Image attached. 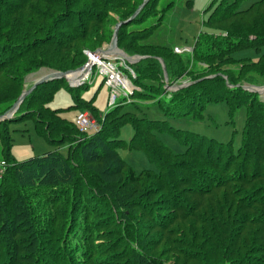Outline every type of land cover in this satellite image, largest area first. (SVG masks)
<instances>
[{"label": "trees", "instance_id": "16d2710c", "mask_svg": "<svg viewBox=\"0 0 264 264\" xmlns=\"http://www.w3.org/2000/svg\"><path fill=\"white\" fill-rule=\"evenodd\" d=\"M215 1L205 31L218 30L219 22L232 25L214 36L201 32L189 53L147 42L173 5L158 10V0L119 27L117 46L141 56L125 63L134 77L122 68L136 87L130 104L153 100L166 114L196 119L208 103L225 101L230 115L244 106L240 147L234 151L231 142L172 130L185 146L173 154L154 134L163 123L123 110L122 101L99 116L79 97L85 84L74 87L76 93L66 87L76 112L87 109L100 130L80 133L74 120L46 106L65 79L39 84L12 118L0 121L6 163L0 174V264H264V101L241 87L264 76V0L246 9L239 8L240 0ZM141 2L0 0V115L16 101L26 77L81 66L83 50L109 43V26L127 20ZM212 38L217 49L202 56L200 42ZM159 59L168 85L191 84L165 89ZM25 117L34 118L38 133L56 150L16 162L8 127ZM126 123L133 129L127 145L119 138ZM123 146L143 152L155 169L134 171L118 152ZM40 187L45 191L38 197L47 199L42 220L31 199L37 195L27 193ZM89 227L90 234H99L100 251L85 237ZM7 234L20 235L11 241ZM103 252L108 254L97 257Z\"/></svg>", "mask_w": 264, "mask_h": 264}, {"label": "rangeland", "instance_id": "374dc122", "mask_svg": "<svg viewBox=\"0 0 264 264\" xmlns=\"http://www.w3.org/2000/svg\"><path fill=\"white\" fill-rule=\"evenodd\" d=\"M256 1L258 0H240L238 5L240 9H246L251 3ZM169 2H172L173 5L164 11L161 24L147 39L148 43L169 46L171 48L177 47L179 49L190 48L189 50L191 51L195 39L201 32L212 33L214 36L222 33L224 31L223 29L226 30V28L232 25L231 21L229 24H226L227 22H219L215 25L218 30L205 31V23L210 13L217 5V1L215 0H158V10L166 7ZM110 15L112 16L113 14L110 13ZM151 23H153V21H151ZM109 29L112 30L113 25H110ZM218 42L219 41L214 38H212L211 41L202 39L199 46V50L202 49L204 51L202 56L209 53L211 54L216 50ZM107 45L108 42H105L100 48L106 47ZM83 55L86 58V63L87 56L84 53ZM85 63L82 64V70L84 69ZM199 66L198 69L201 70L203 62L199 63ZM238 66L239 65L237 64H233L231 65V68H236ZM82 70L74 73H80L81 75ZM47 72L48 70L42 69L30 74V76L26 77L23 89L31 86L36 79ZM74 73L70 75L72 76ZM189 77L191 78L192 75H189ZM263 79V75L257 74L255 78H253V82L250 84L244 83V85H261L264 82ZM94 81L93 85L85 84L84 88L79 89V97L83 101L92 103L97 108V112H99L98 115L104 116L107 111L113 109L115 106L109 108L107 105L109 90L105 84L101 83L102 76L97 75ZM66 86H69V83L65 79L63 83L60 82L59 87L46 103V106L51 110H58L60 118L73 122L77 109L74 108L72 92L69 91ZM76 89L77 88H74V93L77 92ZM121 99L123 102L121 105L123 106V110L131 111L138 117H145L160 124L163 123V125H158L154 134L173 154L183 153L185 146L179 139L174 137L171 132L172 130L194 133L209 139H214L220 143L231 142L234 151L240 147L242 129L246 120V108L244 106L235 108L230 115L229 106L225 101L208 103L202 112V117L196 119L192 115L174 116L166 114L159 104L152 103L153 100H137V104H130L134 101L133 99H130L128 102L124 100L123 97ZM259 99L264 101V94L259 95ZM83 110H86L88 114L93 117L92 113L87 109ZM13 115L14 114H12L11 117H13ZM8 133L10 137V154L16 161H24L28 157L39 155L47 150L50 151V148L52 147V145L48 144L47 140L38 133V130L35 127L34 118L25 117L12 121L9 124ZM132 135L133 129L130 124L126 123L120 127L119 138L126 145L129 143ZM118 152L122 159L136 172H140L143 169H155V166L148 161L146 155L141 151H131L127 149L126 146H123L118 148ZM27 189L29 195H37L31 199L34 205L39 208L36 215L42 220V217L40 218L39 215L42 216L45 214V204L47 199H41L38 195H42L45 190L41 187L32 190L30 188ZM92 229V227L86 229L87 232L85 237L92 240L93 244L91 243L90 246L95 245L100 251L99 234H90ZM19 235L20 234L8 236L7 234V239L8 237H11V241H14ZM74 244L75 243L72 245ZM89 254L92 255V258L96 257L93 252H89ZM104 254H108V252H103L101 255L98 254L97 257L103 256ZM55 261L57 262L58 259H55ZM49 263L52 264V261Z\"/></svg>", "mask_w": 264, "mask_h": 264}, {"label": "built area", "instance_id": "2783aa9c", "mask_svg": "<svg viewBox=\"0 0 264 264\" xmlns=\"http://www.w3.org/2000/svg\"><path fill=\"white\" fill-rule=\"evenodd\" d=\"M173 50L175 53L188 51V49H179L177 47H174ZM83 53L86 54L87 61L84 65V69L81 71L82 76L70 77L71 75H69V85L71 87H78L83 84L90 85L94 82L95 77L100 75L103 77L104 84L109 90L107 101L109 108L116 106L118 102L122 100V97L125 100H129L130 95L136 88L132 84L130 77L122 71V68H126L129 71L130 76L134 77L133 71L127 67L125 62L117 58V56L93 53V51L87 49H84ZM74 124L80 133L89 134L100 130V124L97 120L91 117L86 110H81L75 115ZM5 167V161H1L0 174Z\"/></svg>", "mask_w": 264, "mask_h": 264}, {"label": "water", "instance_id": "95a60500", "mask_svg": "<svg viewBox=\"0 0 264 264\" xmlns=\"http://www.w3.org/2000/svg\"><path fill=\"white\" fill-rule=\"evenodd\" d=\"M149 0H142V2L138 5V7L135 9V11L133 12V14L124 21H117L112 29V35L110 38V41L108 43V45L106 47H102V48H97L96 50L93 51V53H100V54H104V55H112V56H117V58H119L120 60H123L125 63H134L136 61H138L141 56H129L127 55L125 52H123L121 49L118 48L117 46V34H118V29L119 27L124 24V23H128L129 21H131L132 19L135 18V16L142 10V8L145 6V4L148 2ZM111 50H116L117 52H119V55H114L112 53H110ZM161 66H162V70H163V75H164V79H165V89H167L168 91H174L177 90L179 88H182L184 86H187L189 84H191V82H187V81H181L180 83H173L171 85L167 84V73H166V69H165V65L163 64L162 59H159ZM83 65L79 66L75 69H70V70H66V71H54V70H50L47 73L41 75L38 79H36L33 84L31 86H29L26 89H23L22 92L20 93V95L18 96V98L16 99V101L11 105L10 108H8L3 114L0 115V121L2 120H6V119H10L11 115L14 114L16 112V110L19 107V104L24 100V98L32 92V90L39 84H42L44 82H48L54 79H66L68 80V76L76 71H80L82 70ZM212 76H208V78H210ZM230 86V85H228ZM241 87L248 91V92H253V93H257L259 95L264 94V85H241Z\"/></svg>", "mask_w": 264, "mask_h": 264}, {"label": "crops", "instance_id": "0c3cea01", "mask_svg": "<svg viewBox=\"0 0 264 264\" xmlns=\"http://www.w3.org/2000/svg\"><path fill=\"white\" fill-rule=\"evenodd\" d=\"M30 76V75H29ZM95 82V81H94ZM94 82L91 84V85H93L94 84ZM33 84V83H32ZM31 84V85H32ZM49 144V143H48ZM60 149L62 150V152H65V150H66V146H62V147H60ZM53 150H56V147H54V146H52L51 148H50V151H53ZM49 150H47L46 152H48ZM46 152H43V153H41V154H39V155H36V156H41V155H43V154H45ZM32 157H35V156H32ZM28 158H31V157H28ZM28 158H26V159H28ZM25 159V160H26ZM1 161H3V152H2V146H1V143H0V162ZM16 161V160H15ZM22 160H19V161H16V162H21Z\"/></svg>", "mask_w": 264, "mask_h": 264}, {"label": "bare ground", "instance_id": "6f19581e", "mask_svg": "<svg viewBox=\"0 0 264 264\" xmlns=\"http://www.w3.org/2000/svg\"><path fill=\"white\" fill-rule=\"evenodd\" d=\"M110 53H112L114 55H119V52H117L116 50H111ZM72 76H74V77H80V76H82V74L80 75V73H78V74L74 73ZM72 76H70V77H72Z\"/></svg>", "mask_w": 264, "mask_h": 264}]
</instances>
